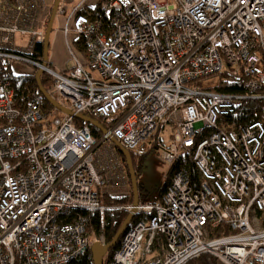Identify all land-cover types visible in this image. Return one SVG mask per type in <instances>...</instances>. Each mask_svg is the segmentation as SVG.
<instances>
[{
  "label": "built area",
  "instance_id": "built-area-1",
  "mask_svg": "<svg viewBox=\"0 0 264 264\" xmlns=\"http://www.w3.org/2000/svg\"><path fill=\"white\" fill-rule=\"evenodd\" d=\"M82 4L61 28L72 65L56 71L26 56L44 43L45 0H0V264H68L106 244L79 214L105 209L134 215L105 264H264V0ZM14 62L42 70L69 111L99 117L101 140L68 114L50 119L42 95L18 107ZM214 76L244 93L215 91ZM247 100L263 101L249 123L235 118ZM111 138L128 151L153 138L147 149L176 166L160 204L102 203L130 180Z\"/></svg>",
  "mask_w": 264,
  "mask_h": 264
},
{
  "label": "trees",
  "instance_id": "trees-1",
  "mask_svg": "<svg viewBox=\"0 0 264 264\" xmlns=\"http://www.w3.org/2000/svg\"><path fill=\"white\" fill-rule=\"evenodd\" d=\"M75 47L83 53V48L79 45L78 41L74 42ZM26 56L33 58V59H41L43 58V45L37 44L34 46V51L31 54H27ZM10 70L7 69V71ZM7 79L10 81L11 86L14 90V102L18 107H22L24 102L31 97L41 95L37 88V83L35 80V76L30 75H16L10 72L7 76ZM41 84L42 86L47 90L49 86V80L46 75H42L41 78ZM215 91L218 92H226V93H244V91L240 90L238 87H235L233 85H224L222 82V79L218 77V84L215 87ZM263 101L258 100H247L244 102L239 109L240 114H236L235 118L238 119L240 122L249 123L253 120H256L258 118V111L260 110V107L262 106ZM42 109L45 112V114H49L54 110V107L51 106L44 98L42 99ZM87 117L93 119L94 121H97L102 125L103 128L106 129L105 124L100 120L99 117L86 113ZM73 123L77 127H83L87 126L93 137L99 141L101 140L103 133L101 130H99L96 127H93L92 125L78 119H74ZM114 150L117 153V155L122 159L124 162V157L122 153L115 147ZM149 152H152L151 149H147L145 152L142 153H136L133 150L129 151L134 174L137 180V188H138V201L139 202H150L153 204H160L162 202V197L164 196L167 186L170 183L172 173L176 169V166L170 168L165 175L163 183L160 185V187L154 191L153 193H148L145 189L143 183H141V172L144 166V163L147 159V156ZM127 168V167H126ZM189 170L193 177H197L196 171L194 170V167L192 165H189ZM128 176V170H126ZM130 187V192L128 195L125 196H113L110 194H103L101 197V201L105 206H123L125 204H130L133 202V192H132V185L129 180L128 182ZM84 217H87L89 219L90 225L93 227L96 231H103L105 236V242L109 243L118 229L121 227L123 222L128 216V213L121 209H105L103 211H93V212H79ZM228 233V230L226 228L220 227L214 231L210 230V236L211 237H219L222 235H225ZM119 244H116L115 247L109 249L107 255L102 259V263L104 261H107L114 250L117 248ZM216 260L213 257L204 255L201 256L195 260L190 261L188 264H215ZM68 264H93V258L91 251L88 250L81 256L77 257L76 259L72 260Z\"/></svg>",
  "mask_w": 264,
  "mask_h": 264
},
{
  "label": "rangeland",
  "instance_id": "rangeland-1",
  "mask_svg": "<svg viewBox=\"0 0 264 264\" xmlns=\"http://www.w3.org/2000/svg\"><path fill=\"white\" fill-rule=\"evenodd\" d=\"M73 1V0H71ZM69 0H61L60 10L56 13V16L53 21L52 30L49 36V47H48V63L50 67L56 71L61 69L66 70L71 67L72 63L70 62L71 55L66 46V39L63 34V31L60 28H64L66 24V18L70 11H62L64 8H68L70 3ZM96 0H88V3L93 4ZM163 1V0H160ZM73 10V9H72ZM51 11V8H50ZM51 13V12H50ZM71 14V12H70ZM75 38L73 33L68 35V39L71 42ZM74 48V47H73ZM77 53L76 49L74 48ZM51 60H53L51 62ZM56 63V64H55ZM63 64L62 67L60 65ZM12 71L16 75H30L35 72V67L26 62H14L12 63ZM218 83V77L214 76L208 80V84L215 86ZM49 89V88H48ZM64 114L60 111H57L56 114H52L50 119L54 117L62 118ZM170 133V127L165 128L164 133L162 134V139L167 142ZM153 138H150L146 143L140 145L136 148V153H142L147 150L148 142H151ZM99 143V142H98ZM106 145H111L109 141H104L100 144V148H104ZM114 148V147H113ZM169 166L160 160L154 150L149 152L147 159L144 163L142 172H141V183H143L145 189L148 193H153L156 191L160 185L163 183L166 172L168 171ZM104 261L102 264H105Z\"/></svg>",
  "mask_w": 264,
  "mask_h": 264
},
{
  "label": "water",
  "instance_id": "water-1",
  "mask_svg": "<svg viewBox=\"0 0 264 264\" xmlns=\"http://www.w3.org/2000/svg\"><path fill=\"white\" fill-rule=\"evenodd\" d=\"M61 0H54L53 6L51 8V13H50V17H49V21H48V25L46 28V34H45V40L43 43V65L46 66L48 64V47H49V36H50V32L52 30V25H53V21L54 18L56 16V13L58 11L59 8V3ZM35 80L37 83V88L39 93L42 95V97L54 108H56L58 111L64 113V114H68L69 116H72L75 119L78 120H82L90 125H92L93 127L98 128L99 130H101V132L104 134L106 133L105 128L102 127V125L100 123H98L97 121H94L93 119L87 117L86 115H82V114H75L71 111H69L68 109H66L65 107H63L62 105H60L59 103H57L54 99L51 98V96L47 93V91L45 90V88L42 86L41 84V76H42V70H39L35 73ZM110 142L122 153L126 166H127V170L129 173V177H130V182L132 185V192H133V202L132 204L135 206L138 203V188H137V180L134 174V170H133V166H132V162H131V158H130V154L129 151L127 149H125L116 139L111 138ZM134 218L133 213H129L127 218L125 219V221L123 222V224L121 225V227L118 229V231L116 232V234L114 235V237L112 238V240L109 243H106L104 245H94L91 248V254H92V258H93V264H102V259L107 255L109 249L113 248L116 246V244L119 241L120 236L122 235V233L124 232V230L126 229V227L129 225V223L132 221V219Z\"/></svg>",
  "mask_w": 264,
  "mask_h": 264
},
{
  "label": "crops",
  "instance_id": "crops-1",
  "mask_svg": "<svg viewBox=\"0 0 264 264\" xmlns=\"http://www.w3.org/2000/svg\"><path fill=\"white\" fill-rule=\"evenodd\" d=\"M69 1H71V0H69ZM45 2H46V5L49 7V8H52V6H53V3H54V0H45ZM72 3H70V5H69V7L66 9V8H64V10H62V11H70V12H72V9L74 8V7H81L83 10L85 9L84 7H86V5L85 4H82V0H73V1H71ZM60 8V7H59ZM58 8V11L60 10ZM57 11V12H58ZM70 12L68 13V16H67V18H66V22H67V20H68V17L70 16ZM61 29V28H60ZM53 60H51V62H52ZM56 64V63H55ZM63 66V64H61L60 65V67H62ZM61 70H63V69H61ZM126 195H128L129 194V192H130V187H129V184L127 185V187H126ZM215 264H224V263H222V262H219V261H217L216 260V262H215Z\"/></svg>",
  "mask_w": 264,
  "mask_h": 264
}]
</instances>
